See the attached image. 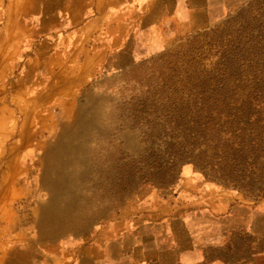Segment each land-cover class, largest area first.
<instances>
[{
  "label": "rangeland",
  "instance_id": "obj_1",
  "mask_svg": "<svg viewBox=\"0 0 264 264\" xmlns=\"http://www.w3.org/2000/svg\"><path fill=\"white\" fill-rule=\"evenodd\" d=\"M139 1L109 9L124 21L139 10L141 27L151 6ZM221 1L208 0L201 19L166 14L148 34L127 30L74 113L33 153L21 215L44 246L84 244L119 222L226 220L233 206L254 209L264 200L256 192L264 180L263 124L246 123L264 118V0ZM188 189L205 193L202 206L183 207ZM223 195L225 211L214 207ZM245 234L236 230L237 255L212 248L207 264L241 263ZM212 236L219 237L210 234L207 243ZM252 247L263 250V240L253 238Z\"/></svg>",
  "mask_w": 264,
  "mask_h": 264
},
{
  "label": "crops",
  "instance_id": "obj_2",
  "mask_svg": "<svg viewBox=\"0 0 264 264\" xmlns=\"http://www.w3.org/2000/svg\"><path fill=\"white\" fill-rule=\"evenodd\" d=\"M122 2L0 0V264H207L212 248L218 255H237V229L247 233V252H242L239 264H264V248L252 252L253 238L259 245L264 242V200L254 209L250 203L233 206L231 218L215 222L191 221L187 215L119 222L90 234L87 243L62 247L44 246L23 221L22 205L29 195L23 184L26 165L45 137L59 130L61 117L70 109L74 113L78 95L108 52L123 46L127 30L137 27L148 34L158 20L168 18L166 14H173L171 19H201L210 8L208 0H140L137 3L151 7L149 22L138 27L143 21L139 10L124 21L117 8L109 9V4ZM94 35L101 38L90 46ZM200 178L197 174L192 180ZM204 194L188 189L184 196L189 202L183 207L201 204ZM229 201L219 196L214 207L225 211ZM210 234L219 236L210 237L214 243H207Z\"/></svg>",
  "mask_w": 264,
  "mask_h": 264
},
{
  "label": "trees",
  "instance_id": "obj_3",
  "mask_svg": "<svg viewBox=\"0 0 264 264\" xmlns=\"http://www.w3.org/2000/svg\"><path fill=\"white\" fill-rule=\"evenodd\" d=\"M243 118H245V115L243 116ZM250 121H252L251 123H256V124L262 123L263 124L262 128L264 129V118L263 117H260L258 115H256L255 118L250 117V116L246 117V123H249ZM255 150H257V149H255ZM243 151L244 150L239 151V152H243ZM263 151H264V149H263ZM251 164L253 165L254 162H252ZM259 169L264 172V160L262 162V167ZM256 192L259 194V195H257L258 197L264 198V180H262L261 186L257 188Z\"/></svg>",
  "mask_w": 264,
  "mask_h": 264
},
{
  "label": "bare ground",
  "instance_id": "obj_4",
  "mask_svg": "<svg viewBox=\"0 0 264 264\" xmlns=\"http://www.w3.org/2000/svg\"><path fill=\"white\" fill-rule=\"evenodd\" d=\"M64 139H65V140H66V139H67V140H68V139L71 140V131H68L67 136H65ZM67 143H70V142H67ZM70 145H71V144H70Z\"/></svg>",
  "mask_w": 264,
  "mask_h": 264
}]
</instances>
